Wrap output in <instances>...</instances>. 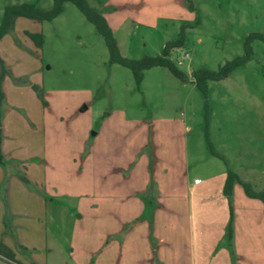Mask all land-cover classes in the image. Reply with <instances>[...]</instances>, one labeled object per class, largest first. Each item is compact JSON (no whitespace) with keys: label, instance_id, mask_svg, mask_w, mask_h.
<instances>
[{"label":"rangeland","instance_id":"374dc122","mask_svg":"<svg viewBox=\"0 0 264 264\" xmlns=\"http://www.w3.org/2000/svg\"><path fill=\"white\" fill-rule=\"evenodd\" d=\"M86 2L106 20L121 56L131 60L160 55L182 25H192L184 46L170 56L175 63L189 54L178 66L187 81L153 67L142 72L137 85L128 68L109 63L103 38L72 3L52 21L16 19L0 40L6 71L2 135L16 155H36L42 162L17 173L28 180L29 190L77 203L70 207L72 216L59 223L62 234L53 238L58 252L46 263L38 256L36 264L113 263L111 254L99 261L97 252L122 244L129 226L120 224L118 237L111 238L109 211L117 208L114 202L132 199L144 201L149 218L159 207L170 209L174 216L167 230L185 239L194 236L198 257L204 231L213 232L215 244L230 227L240 260L264 264V205L248 198L239 182L230 196L223 191L228 171L264 191V45L253 41L252 59L225 79L208 81L205 94L192 78L194 71H216L241 56L248 35L264 34V0ZM21 3L45 11L52 7V0H0V23L6 6ZM25 32L42 34L41 48ZM2 166L6 177L16 169ZM4 225L13 234L8 215ZM151 244L157 248L156 240ZM16 250L20 261L32 263L29 250ZM1 256L0 264H10ZM150 258L154 261L155 254Z\"/></svg>","mask_w":264,"mask_h":264},{"label":"crops","instance_id":"0c3cea01","mask_svg":"<svg viewBox=\"0 0 264 264\" xmlns=\"http://www.w3.org/2000/svg\"><path fill=\"white\" fill-rule=\"evenodd\" d=\"M4 130V119H0V188L7 180L4 193L0 196V242L14 254V260L19 264L30 263L20 261L16 247L30 251L31 264H36L38 256L46 263L50 255L58 252V246L53 238L61 233L59 223L62 222L63 225L64 217L72 216L70 207H76L77 203H69L68 199L60 196L49 199L37 190H29L17 173L23 172V168L26 172L28 163L36 167L42 162L36 155L25 158L20 154L16 155L14 147L10 148L2 135ZM2 164H13L16 169L6 177ZM130 196H133L132 192ZM117 203L114 202L117 208L109 211L111 218L107 226L109 236L118 237L120 224L129 227L122 236V244L105 245L98 250L99 261H107V254H111L110 258L113 262L111 264H245L239 257L238 240L234 235L232 237V234L230 238L224 228L217 236L216 246L212 231L208 233L206 230L201 234L200 239L204 245L201 250L204 248L202 250L204 255L200 254L201 256L198 257L195 255L194 236L188 235L185 239L181 233H176L172 228L167 230L170 226L168 221L174 216L170 209L159 207L158 210H153L149 218V214L148 216L143 214V200L122 201L120 205ZM252 207H256L259 214H262L259 204ZM6 215L14 228L13 234L5 232ZM22 228L31 229L32 233L28 236L21 232ZM66 230L69 231L68 233L72 232L71 228ZM151 239L156 240L157 248H152ZM233 249L236 251L234 252ZM151 252L155 254L154 261L150 258ZM234 253L237 256H234ZM233 257H235L234 261ZM2 259L4 262H9L5 257ZM252 264L256 263L253 261Z\"/></svg>","mask_w":264,"mask_h":264},{"label":"trees","instance_id":"16d2710c","mask_svg":"<svg viewBox=\"0 0 264 264\" xmlns=\"http://www.w3.org/2000/svg\"><path fill=\"white\" fill-rule=\"evenodd\" d=\"M65 3H72L77 9L84 15L88 22H90L97 34H99L105 43L108 51L109 63L118 64L128 68L137 83H140L142 78V72L144 70L153 67H162L169 71L176 79L181 82H186V75L178 68L176 63L170 60L171 53L175 49H180L184 46L185 30L191 28L192 25H182L177 38L173 41L167 42L161 50L160 55L155 57H144L140 60H131L121 56L119 48L117 46L116 39L113 32L109 28L104 17L97 10L88 6L86 0H52V7L49 10H41L35 3H21L17 5H9L4 8L1 23H0V40L13 29L14 23L17 18H26L37 22L52 21L63 12V6ZM189 9L192 11L193 7L189 5ZM25 35L29 37L37 48H41L43 43L42 34H32L25 32ZM253 41H260L264 45L263 33H252L248 35L243 44V54L230 61H227L224 65L220 66L216 71L208 69H199L192 74L193 82L195 86L203 93L206 92V83L208 81H220L230 75V73L239 67L244 66L248 61L252 59L253 51L251 43ZM1 73H0V103L4 98V94L1 90V83L5 76V69L3 67V61L0 58ZM26 82V81H25ZM27 83V82H26ZM31 88L40 96V90L31 85ZM20 179L28 184V180L25 176L21 175ZM235 182H239L242 185L244 194L250 199L259 200L264 205V191H255L248 183L242 182L238 176L230 171L227 172L223 191L226 196H230L233 185ZM228 235L231 238V228L228 227ZM0 255L5 257L11 262H15L14 254L7 249L0 242Z\"/></svg>","mask_w":264,"mask_h":264},{"label":"built area","instance_id":"2783aa9c","mask_svg":"<svg viewBox=\"0 0 264 264\" xmlns=\"http://www.w3.org/2000/svg\"><path fill=\"white\" fill-rule=\"evenodd\" d=\"M189 58V54L187 52L183 53L182 55H179L176 60L175 63L177 66H181L183 64V62Z\"/></svg>","mask_w":264,"mask_h":264}]
</instances>
